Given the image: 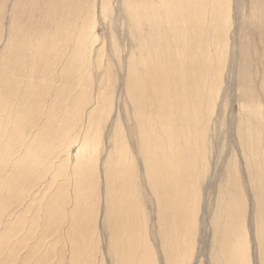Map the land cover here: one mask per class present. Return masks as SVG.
<instances>
[{
    "label": "bare ground",
    "instance_id": "1",
    "mask_svg": "<svg viewBox=\"0 0 264 264\" xmlns=\"http://www.w3.org/2000/svg\"><path fill=\"white\" fill-rule=\"evenodd\" d=\"M0 48V264L104 230L113 264H264V0H0Z\"/></svg>",
    "mask_w": 264,
    "mask_h": 264
},
{
    "label": "rangeland",
    "instance_id": "2",
    "mask_svg": "<svg viewBox=\"0 0 264 264\" xmlns=\"http://www.w3.org/2000/svg\"><path fill=\"white\" fill-rule=\"evenodd\" d=\"M116 12V11H115ZM114 13V12H113ZM115 14V15H114ZM113 14V16H116V13H114ZM230 16H232V14L230 13ZM232 18H233V16L231 17V21H232ZM121 21V20H120ZM230 21V24H232L233 22H231ZM116 22V24L114 23L113 24V26H112V29L114 30L115 28L116 29H118V28H121V24L118 22V20L117 21H115ZM2 24H3V21L1 22ZM118 24V25H117ZM95 31L97 32V34H98V37H99V43H102L103 44V42H104V45L106 44V42H107V45H103L104 47H102V49H104L103 51H105V49L106 48H108V42H109V39H110V35H109V33H108V31L98 22L96 25H95ZM114 27V28H113ZM117 31V30H116ZM108 38V39H107ZM118 38H122V36H121V32L119 33V34H116V39H118ZM107 39V40H106ZM102 41V42H101ZM125 42H122V46H123V48L125 47ZM3 49V48H2ZM0 50H1V48H0ZM126 51V49L124 48V52ZM125 54V53H124ZM92 63V62H91ZM91 68H92V65H91ZM99 72V73H98ZM101 73V70L100 71H94V74H97L96 76H97V78H95L96 80H99L100 78H99V74ZM222 79H223V81L226 83V75H225V73H224V76L222 77ZM99 82V81H98ZM223 82V84H225ZM97 85V84H96ZM229 105V104H228ZM231 108H232V111H233V113H236L237 112V109H238V107H237V104L236 103H233V104H231ZM219 137H220V141L222 142L223 140H226V134H224V132L223 133H221L220 135H218ZM223 143H225L226 144V141H224ZM71 148V149H70ZM70 150H69V153L70 154H68L69 155V158H71V159H73L76 155H77V150H78V145L77 144H72L71 146H70ZM74 153V154H73ZM74 155V156H73ZM73 163V161L71 160V164ZM71 164H69L70 166H71ZM99 165L101 166V164L99 163ZM99 168H101V170L99 169V172H98V177H99V180H100V185L101 186H103V184H104V182H105V179H104V177L102 176V167H99ZM102 189V190H101ZM100 189V192L101 193H103V188H101ZM100 202H99V211H98V215L101 213L102 214V212H101V210H100V208H102V206H101V204L103 205V202H104V198L100 195ZM103 199V200H102ZM102 201V202H101ZM100 216H102V215H100ZM97 220H99V216H98V219ZM97 226H98V224H97ZM106 231L104 230V231H100L99 232V239H100V242H99V244H100V252L97 254V260L99 261V264H105V262H106V264H110V263H112L113 264V262L110 260V258H109V256H108V253H107V243H108V233L106 232ZM63 232H61V234H62ZM103 235H102V234ZM101 234V235H100ZM104 237V238H102V237ZM52 237H54V236H52ZM107 237V240L105 239ZM102 238V239H101ZM105 239V241H103ZM103 242V243H102ZM106 243V244H105ZM104 244H105V246H104ZM103 245V246H102ZM58 247V250H60V251H63L64 252V250H69L68 248V244H66V243H63V242H60L59 243V245L57 246ZM101 247H104V248H101ZM198 247H200V246H198ZM198 249H200V248H198ZM103 251H104V254H103ZM106 252V253H105ZM101 253V254H100ZM253 253H255V252H253ZM253 253H251V255H253ZM63 254V253H62ZM67 252L66 253H64V258H63V262H64V264H67V262H66V259H67ZM106 255V256H105ZM105 256V257H104ZM254 256H255V254H254ZM254 256H252L251 258H252V264L254 263V264H256V258L254 257ZM99 257H101L100 259H99ZM103 258V259H102ZM108 258V259H107ZM101 260V261H100ZM110 263H109V262ZM66 262V263H65ZM104 262V263H103ZM259 264V263H258Z\"/></svg>",
    "mask_w": 264,
    "mask_h": 264
}]
</instances>
